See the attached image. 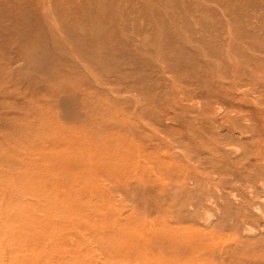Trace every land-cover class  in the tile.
I'll use <instances>...</instances> for the list:
<instances>
[{
    "label": "rangeland",
    "instance_id": "1",
    "mask_svg": "<svg viewBox=\"0 0 264 264\" xmlns=\"http://www.w3.org/2000/svg\"><path fill=\"white\" fill-rule=\"evenodd\" d=\"M0 8V264H264V0Z\"/></svg>",
    "mask_w": 264,
    "mask_h": 264
},
{
    "label": "bare ground",
    "instance_id": "2",
    "mask_svg": "<svg viewBox=\"0 0 264 264\" xmlns=\"http://www.w3.org/2000/svg\"><path fill=\"white\" fill-rule=\"evenodd\" d=\"M0 9H1V8H0ZM0 12H2V11H0ZM10 63H11V60H10ZM12 63H13V62H12ZM1 65H2V64H1V62H0V66H1ZM217 68H218V67H217ZM215 71H216V70H215ZM2 90H3V89H2ZM2 90H0V91H2ZM219 93H220V92H219ZM21 103H22V102H21ZM22 104H23V103H22ZM29 105H30V104H29ZM37 106H38V104H37ZM29 107H31V106H29ZM34 107H35V104H34ZM22 109H23V108H22ZM34 109H35V108H34ZM34 109H33V110H34ZM33 110L31 109L32 112H31V111H30V112L33 113ZM25 111H26V110H25ZM28 111H29V110H28ZM34 111H36V109H35ZM233 112H234V111H233ZM24 113H25V112H24ZM28 113H29V112H28ZM28 113L26 112V114H28ZM31 113H30V114H31ZM35 113H37V111H36ZM35 113H34V114H35ZM30 114H29V115H30ZM26 116H28V115H26ZM26 116H25V117H26ZM30 116H31V115H30ZM35 116H36V115H35ZM35 116H34V118L37 117V116H36V117H35ZM227 116H228V115H227ZM23 117H24V115H23ZM31 117H33V116H31ZM20 118H21V116H20ZM34 118H33V119H34ZM33 119H32V120H33ZM13 120H14V118H13ZM23 120H24V119L22 118V122H25V121H26V119H25V121H23ZM28 120H29V118H28ZM30 120H31V118H30ZM37 120H38V119H37ZM14 121H15V120H14ZM19 121H20V120H19ZM17 122H18V121H17ZM17 122H16V123L13 122V123H15V124L17 125ZM22 122H21V123H22ZM35 122L37 123V121H35ZM18 123L20 124V122H18ZM25 123L27 124V122H25ZM28 123H29V122H28ZM31 123H32V122H31ZM31 123H29V124H31ZM19 124H18V125H19ZM23 125H24V124H23ZM23 125H22V126H23ZM27 125H28V124H27ZM27 125H26V126H27ZM34 125H35V124H34ZM34 125H32V127H33ZM36 125H37V124H36ZM19 126L21 127V125H19ZM24 126H25V125H24ZM26 126H25V127H26ZM29 126H30V125L27 126V129L29 128ZM16 127H17V126H16ZM16 127L14 126L13 128L16 129ZM37 127H38V125H37ZM13 128H12V129H13ZM18 128H19V127H18ZM18 128H17V129H18ZM22 128H24V127H22ZM35 128H36V127H35ZM6 129H8V128H6ZM29 129H31V128H29ZM19 130H20V133L22 134V136H23V133H24V131H25V130L23 129L24 131L21 132L22 130H21L20 128L18 129L17 132H16V130H15V133H13V135H14L15 137H17V138H18V136L20 135V134H19V135L16 134V133H19ZM34 130H36V129L33 128V131H34ZM37 130H38V128H37ZM10 131H12V130H9V132H10ZM26 131H27V130H26ZM26 131H25V133H26ZM28 131H29V130H28ZM12 132H13V131H12ZM30 132H31V131H30ZM32 133H33V132H32ZM32 133H31V134H32ZM15 134H16L17 136H16ZM27 134H28V133H27ZM29 134H30V133H29ZM31 134H30V135H31ZM35 134H37V133H35ZM35 134L33 133V136H34ZM22 136H21V137H22ZM19 138H20V137H19ZM19 138H18V140H21V139H19ZM17 144H18V143H16V146H17ZM19 144H20V143H19ZM23 145H24V144H23ZM20 146H21V145H20ZM31 146H32V148H34V149H38V140H37V139H33V140H31ZM22 147H23V146H22ZM19 149H20V148H19ZM121 159H122V158H121ZM246 160H247V159H246ZM229 165H230V164H229ZM240 165H243V164H240ZM124 166H125V165H124ZM225 166H226V165H225ZM227 166H228V164H227ZM244 166H245V164H244ZM244 166H243V167H244ZM228 167H229V166H228ZM233 167H234V166H233ZM235 167H236V166H235ZM220 168H222V167H220ZM220 168H219V169H220ZM230 168L233 169L232 167H230ZM240 168H242V167H240ZM227 169H228V168H227ZM236 169H237V168H236ZM225 170H226V169H225ZM228 170L230 171V169H228ZM228 170H226V172L229 173ZM234 171H235V170H234ZM216 172L219 173V171H216ZM232 172H233V170H232ZM218 173H217V174H218ZM228 173H227V175L232 174L231 172H230V174H228ZM242 173H244V172H242ZM215 174H216V173H215ZM213 175H214V173H213ZM237 175H238V174H237ZM217 176H218V175H217ZM190 177H191V176H190ZM233 177H234V176H233ZM192 178H193V177H192ZM247 178H248V177H247ZM193 179H195V177H194ZM213 179H214V178H213ZM188 180H189V179H188ZM144 181H147V180H144ZM196 181H197V179H195V182H196ZM148 182H149V181H148ZM221 182H222V181H221ZM223 182H224V181H223ZM262 182H264V181H262ZM196 183H197V182H196ZM225 183H226V182H225ZM149 184L152 185L151 182H149ZM198 184H199V183H198ZM236 184H237V183H236ZM262 184H263V183H262ZM260 185H261V184H260ZM195 186H196V185H195ZM261 186H262V185H261ZM179 187H180V186H179ZM182 187H183V186H182ZM198 187H199V186H198ZM259 187H260V186H259ZM263 187H264V186H262V188H263ZM217 188H218V187H217ZM217 188H215V189H217ZM158 190H159V189H158ZM178 190H179V189H178ZM260 190H262V192H260V191H258V192H260V194L262 193L263 196H264V191H263V189H260ZM254 191H255V190H254ZM161 193H162V192H161ZM195 193H196V191H195ZM217 193H218V192H217ZM219 193H220V192H219ZM251 193H252V192H251ZM180 194H182V193H180ZM188 194H189V193H188ZM188 194H187V195H188ZM248 195H249V194H248ZM251 195H252V194H251ZM250 197H251V196H250ZM250 197H249V198H250ZM247 198H248V197H247ZM263 199H264V198H263ZM241 200H242V199H241ZM245 200H246V199H245ZM242 201H243V200H242ZM260 201H261V200H260ZM260 201H259V203H260ZM263 201H264V200H263ZM247 202H248V200H247ZM247 202H245V203H247ZM249 202H250V200H249ZM252 202H253V201H252ZM261 202H262V201H261ZM243 203H244V201H243ZM243 203L241 202V204H243ZM245 203L243 204V206L245 205ZM262 203H263V202H262ZM248 204H249V203H247V206H245V208H247V207L250 208ZM204 205H205V204H204ZM252 205H253V204H252ZM258 205H259V204H258ZM194 206H195V205H194ZM250 206H251V205H250ZM195 207H196V206H195ZM229 207H230V206H229ZM229 207H228V208H229ZM240 207H241V206H240ZM238 208H239V207H238ZM241 208H243V207H241ZM253 208H254V207H253ZM259 208H260V207H259ZM195 209H197V208H195ZM203 209H204V207H203ZM232 209H233V208H230L229 210H232ZM235 209H237V208H235ZM243 209H244V208H243ZM243 209H242V211H243ZM256 210H257V209H256ZM225 211H226V210H225ZM238 211H239V210H238ZM243 212H244V211H243ZM256 212H257V211H256ZM171 213H172V212H171ZM190 213H191V212H189V214H190ZM193 213H194V211H193ZM172 214H173V213H172ZM187 214H188V213H187ZM191 214H192V213H191ZM170 215H171V214H169V217H170ZM173 215L175 216V215H177V214L174 213ZM240 215H241V214H240ZM244 215H245V216H248V214H247V215L244 214ZM261 215L263 216L264 213L261 214ZM174 216H173V217H174ZM189 216H190V215H189ZM189 216H187V217H189ZM192 216H193V215H192ZM241 216H243V215H241ZM252 216H253V215H249L247 218H249V217L251 218ZM256 216H257V215H256ZM262 216H261V217H262ZM173 217H171V219H172ZM247 218H245V219H246V221L248 222ZM184 219H186V218H184ZM245 219H244V220H245ZM257 219H258V217H257ZM172 220H173V219H172ZM181 220H183V219L181 218ZM249 220H250V219H249ZM263 220H264V219H263ZM173 221L175 222V220H173ZM183 221H184V220H183ZM246 221H245V223L247 224ZM251 221H253V220H251ZM254 221L257 222L258 220L254 219ZM254 221H253V222H254ZM178 222H179V221H178ZM181 222H182V221H181ZM249 222H250V221H249ZM249 222H248V224H249ZM222 224H223V223H222ZM232 224H233V223H232ZM246 224H245V225H246ZM262 225H263V223H262ZM223 226H224V225H223ZM233 226H234V225H233ZM263 226H264V225H263ZM247 227H248V226H247ZM232 228H233V227H232ZM193 229H194V228H193ZM244 229H245V228H244ZM195 230H196V229H195ZM230 230H231V229H230ZM242 230H243V228H242ZM247 230H248V229H247ZM247 230H246V231H247ZM260 230H261V229H260ZM235 231H236V230H235ZM235 231H234V232H235ZM243 231H244V230H243ZM246 231H245V232H246ZM249 231H250V230H249ZM196 232H197V231H196ZM200 232H201V230H200ZM254 232H255V231H254ZM246 233H247V232H246ZM252 236H253V235H252ZM189 242H190V241H189ZM169 251H170V250H169Z\"/></svg>",
    "mask_w": 264,
    "mask_h": 264
}]
</instances>
